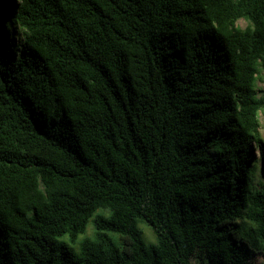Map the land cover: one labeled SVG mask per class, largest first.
Here are the masks:
<instances>
[{"label": "trees", "instance_id": "16d2710c", "mask_svg": "<svg viewBox=\"0 0 264 264\" xmlns=\"http://www.w3.org/2000/svg\"><path fill=\"white\" fill-rule=\"evenodd\" d=\"M261 112L264 0H0V264H255Z\"/></svg>", "mask_w": 264, "mask_h": 264}, {"label": "rangeland", "instance_id": "374dc122", "mask_svg": "<svg viewBox=\"0 0 264 264\" xmlns=\"http://www.w3.org/2000/svg\"><path fill=\"white\" fill-rule=\"evenodd\" d=\"M238 23L240 25H244L245 22L243 20H240ZM15 37L16 38L19 37V35L16 33V31H15ZM258 86L259 87H263V82L261 80L258 81ZM260 123H261L260 132H261V134L264 137V112L260 113ZM257 154H258V152H257ZM101 211H103V210L102 209H98L97 210V212H101ZM105 213H107V212L105 211ZM91 226H92V224H91V222H89L88 225H87L86 233L80 234L78 236V239H81V238H83L85 236H91L92 230H93ZM138 227L142 231L143 239H144L145 242L153 243V242L156 241L155 233L153 232L151 226L145 220L140 219L138 221ZM74 247H77V244L74 245ZM192 261H193L194 264H204L203 262H200L199 260L194 259V258L192 259ZM255 264H264V257H258L255 260Z\"/></svg>", "mask_w": 264, "mask_h": 264}]
</instances>
